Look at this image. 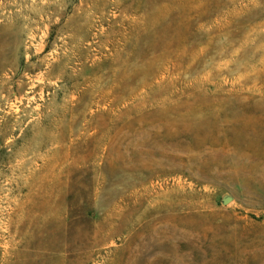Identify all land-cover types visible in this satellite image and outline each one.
Returning <instances> with one entry per match:
<instances>
[{"label":"rangeland","instance_id":"1","mask_svg":"<svg viewBox=\"0 0 264 264\" xmlns=\"http://www.w3.org/2000/svg\"><path fill=\"white\" fill-rule=\"evenodd\" d=\"M0 264H264V0H0Z\"/></svg>","mask_w":264,"mask_h":264},{"label":"water","instance_id":"2","mask_svg":"<svg viewBox=\"0 0 264 264\" xmlns=\"http://www.w3.org/2000/svg\"><path fill=\"white\" fill-rule=\"evenodd\" d=\"M228 201H229L228 197H222V199H221L222 204H226Z\"/></svg>","mask_w":264,"mask_h":264}]
</instances>
